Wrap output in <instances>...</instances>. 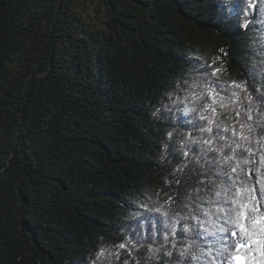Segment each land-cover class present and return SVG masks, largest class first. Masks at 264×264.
<instances>
[{
    "label": "trees",
    "instance_id": "1",
    "mask_svg": "<svg viewBox=\"0 0 264 264\" xmlns=\"http://www.w3.org/2000/svg\"><path fill=\"white\" fill-rule=\"evenodd\" d=\"M235 3L0 0V264H188L186 198L264 174V0Z\"/></svg>",
    "mask_w": 264,
    "mask_h": 264
},
{
    "label": "snow or ice",
    "instance_id": "2",
    "mask_svg": "<svg viewBox=\"0 0 264 264\" xmlns=\"http://www.w3.org/2000/svg\"><path fill=\"white\" fill-rule=\"evenodd\" d=\"M251 6L252 3L249 0V7ZM239 8L240 0H236L233 11L238 12ZM244 14L247 15L248 13L245 11ZM195 59L198 60L200 58L196 57ZM208 67L211 68L212 64H209ZM220 71V68H212V76H216ZM205 87L212 98L213 104H215L216 90L210 85H205ZM235 87L242 88L243 86L235 84ZM259 91L261 95L258 100L264 104V87ZM197 98L199 99L200 97ZM209 107L210 105L205 104L202 112L207 111ZM211 110L213 113L216 111L215 108ZM185 111L191 113L195 109L188 108ZM248 118L251 119V116ZM201 119H209V117L201 115ZM209 122L212 123L211 120ZM241 126L244 127V125ZM201 131L211 132L212 129L210 127L201 128ZM168 136L171 138L173 133L169 132ZM244 139H247V137H244ZM202 143L208 145V151L216 150L212 147L211 140H204ZM236 147L238 148L240 145L238 144ZM220 151L222 152V149ZM248 151L251 152V149H248ZM233 152H235V149H233ZM184 155L187 156L188 152L185 151ZM232 158L224 155L222 163L226 165ZM262 162H264V157H262ZM231 171L235 173L236 168H232ZM221 175L231 180V183L225 181L218 186L206 185L205 196L199 195L205 189L197 188L194 194H190L186 198L191 204L186 202L185 207H191L192 213L181 217V219L193 222L185 224L183 228V231L189 234L188 239L191 243L184 248L180 255L190 257L188 264H191V260L200 261L201 257L209 254H213V264H233V262L257 264V255L264 257V174L259 173L257 170L256 175L260 178L256 179L252 175V170H250L249 180L252 183L248 186H245L243 181L237 185L236 179L229 176L224 167L218 170L217 178H220ZM166 183L171 182L166 181ZM201 183L203 184V182ZM177 198L183 197L178 194ZM173 202V197L169 195L164 204ZM164 204L155 209L148 208V210L168 216L169 213L164 209ZM204 205H208V207H204ZM145 207L147 206L145 205ZM197 240L207 245V251L202 249L199 255L192 252L193 245ZM120 247L124 248L125 245L121 244ZM241 251H243V255H236V253ZM103 253L104 250L101 249L98 256L103 255ZM168 254L171 255V253Z\"/></svg>",
    "mask_w": 264,
    "mask_h": 264
}]
</instances>
